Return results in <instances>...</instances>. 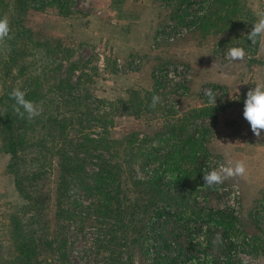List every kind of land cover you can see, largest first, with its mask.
<instances>
[{
    "label": "rangeland",
    "instance_id": "obj_1",
    "mask_svg": "<svg viewBox=\"0 0 264 264\" xmlns=\"http://www.w3.org/2000/svg\"><path fill=\"white\" fill-rule=\"evenodd\" d=\"M59 7L46 5L24 12L22 40L28 39L29 44L25 48L22 40L19 42V54L10 71L5 72L0 94L4 89L35 87L45 99L37 103L43 107L40 123L34 128L27 119L24 121L25 137L32 147L18 155L19 161L27 158L38 159L40 164L45 161L44 169L47 166L49 169L31 186L26 163L19 164L16 172L23 189H29L32 196L37 189L44 192L38 204L45 205L44 210L50 212L54 221L49 222V227L56 231V239L64 233L68 237L69 264H80L82 260L86 264H103L108 256L123 257L126 253L131 255L132 264H166V257L180 264H222L224 256H232L240 264H264V222L252 215L256 204L264 201V156L256 165L251 158L236 156L243 151L251 156L258 146H264V130L256 137L243 118L247 92L257 84H264V65L258 62L264 59V40L252 45L247 39L252 23L264 15V0H65ZM187 8L200 12L196 25L173 41L154 42L159 28L180 26L181 13ZM11 12L8 5L0 17L9 20ZM231 47L244 48L247 58L242 62L226 59L225 51ZM169 64L182 65L189 78L185 84L157 94L152 71ZM2 74L0 67V77ZM58 83L61 88L55 89ZM180 86L185 89L183 96L177 94ZM203 87L217 90L216 105L208 103L205 95L200 96ZM153 95H159L161 102L150 108ZM202 109L210 112L209 117H199ZM59 120L65 125L63 130L58 126ZM170 129L178 139L192 130L197 132L193 136L201 137L203 153L197 156V161L204 160L206 169L216 168L217 163H226L228 159L240 160L245 163V175L208 188L203 185V177L194 182L195 178L186 173L182 181L188 179L181 192L170 182L165 192L144 190L136 210L149 197L155 199L153 204H168L172 209L177 205L176 212L186 208L183 215L191 212L204 215L210 210L216 215L233 217L235 224L229 232L200 219L184 224L183 220L161 217L153 230L148 231L143 245L139 240H130L129 231L122 235V228L118 230L109 219L90 217L81 223L77 214L63 219L60 209H71L76 198L86 204V198L82 196L80 183L73 179L69 182L66 179L67 194L58 195V190L55 191L60 174L59 145L71 141L70 145L75 146L83 135L96 137L98 132L105 140H124L122 137L132 134L134 144L142 141L156 144L158 135ZM35 143L44 145L48 152L36 157ZM3 147L4 134L0 131V264H17L10 218L13 214L21 218L29 214L22 216L20 207L25 200L16 191L10 173L7 182L9 155L3 153ZM95 153L99 154L97 158H88L83 164L84 173L93 169L99 159L122 158L113 144L91 151L92 157H96ZM182 167L189 171L192 164L187 161ZM133 176L141 178L138 170H134ZM80 179H85V174ZM161 181L167 183L168 179ZM230 186L239 191L238 213L234 216L228 213L229 198L222 192ZM125 196L131 197L126 193ZM55 205L53 216L51 210L54 208L55 212ZM108 229L113 235L109 244L102 235ZM217 234L220 241L216 240ZM122 238L126 239L125 246L121 245Z\"/></svg>",
    "mask_w": 264,
    "mask_h": 264
},
{
    "label": "trees",
    "instance_id": "obj_2",
    "mask_svg": "<svg viewBox=\"0 0 264 264\" xmlns=\"http://www.w3.org/2000/svg\"><path fill=\"white\" fill-rule=\"evenodd\" d=\"M64 3L65 0H11L8 4L7 0H0V13L8 5L12 10L9 18L12 38L7 42V48L0 49V56L4 53L3 58H0V67L3 71L0 77L1 84L5 82V72L10 71L20 51L19 42H21L25 31L22 24L24 12L28 8L37 9L46 5L61 7ZM22 44L26 48L27 44H29L28 39L23 38ZM251 60L256 61L254 58ZM258 62L264 65V59ZM60 83L54 88H61ZM11 91V89H4L0 94V113H3V115H0V131L4 134L2 151L9 155V161L6 165L7 173L13 175L16 191L25 200V203L20 207L22 216L26 213L29 214L28 217L24 218L13 214L10 218V234L14 239L17 264H69L70 246L67 244L69 243L67 241L68 237L64 233L62 238L56 239V231L49 227V222L54 221L51 219L50 212L47 213L44 210L45 205L40 206L38 204L39 197L44 192L42 189H37L36 193H33V197L29 193V189H23V182L19 179L16 172V167H20L19 164L26 163L28 165L27 172L30 174L27 177V181H31L29 183V186H31L32 182L45 174L49 167L47 166L44 169V166H46L45 161L40 164V161L35 158L19 161L18 154L23 152L25 148H31L32 144L27 143L25 137V119H20L13 110L14 101L9 96ZM23 91L26 92V99L35 103H41V101L45 100L42 99L43 97L37 92L35 87L33 89H23ZM209 115L210 112L205 109L199 111V117L201 118H207ZM41 118L37 117L31 121V126L35 128L36 124L42 120ZM59 122L58 126H62L61 129L63 130L65 125H62L60 120ZM103 130L101 129V131ZM195 132V130H192L187 133L185 138L178 139L170 129L168 133L158 135L156 144H143V141L134 144L132 134L128 137H122L124 140L112 138L105 140L103 137H99L100 132H98L95 133L96 137L83 135L79 141H75V146L70 145L71 141L64 143L62 147L59 145L57 149L60 151L58 153H61V161L58 166L60 174L59 184L55 191L58 190V195L67 194L69 191L67 183L73 179L80 183L79 188L83 192L82 196L86 198L84 199L86 204H82L81 200L76 198L70 205L71 209H60L59 212L64 214L63 219L66 221L74 214H77V218L81 223L86 222L90 217L93 219L102 217V220L109 219L116 224L118 230L122 228L123 231H120L122 235L129 231L131 234L130 240H139L143 245L147 242L148 231L150 233L153 230L154 223L161 217L172 218L175 221L180 220V222L183 220L184 224L200 219L207 224L221 227L224 232H229L235 224L233 217L224 214L216 215L215 212L212 213L210 210L204 215H199L196 212L183 215L186 208L176 212L177 205L172 209L168 204L160 203L161 205H159L157 202L153 204L155 199L152 197L140 203L142 205L136 210V204L140 202L141 193L145 194L144 190L155 194L165 192L168 190L167 184L170 182L172 187L179 188L176 190L181 192L182 189L180 188L183 184H186L188 179L184 182L182 181L186 173H190L191 177L195 178L194 182L203 177V170L206 169L205 162L204 160H200L199 163L197 161V156L203 155L200 146L202 140L201 137L193 136ZM195 135L197 136V132ZM200 135L202 136V134ZM111 144L119 150L122 158L119 161H111L112 159L109 157L99 159L97 163L93 164V169L84 173L83 164L85 165L86 159L99 156L98 153H95L96 157H92L91 151L94 153L97 149H107ZM48 146L50 148L54 147L53 145ZM37 147L39 151H37ZM34 152L37 157V154L38 156L41 153L45 155L48 149L44 145L40 147L35 143ZM187 161L192 164V168L189 171L182 167V164L187 163ZM134 170L139 171L141 178L133 176ZM84 174L85 179H80V175L84 177ZM66 179H68V182H66ZM162 179H168L167 183L162 182ZM134 189H138V191H134ZM135 192H140V195L135 196ZM125 193L130 194L131 197L127 198ZM152 199L153 201H151ZM152 204L153 206H151ZM54 207L55 212L54 208L51 210L53 211V216L56 213V205ZM34 225H38L39 228H35ZM110 232L111 230L108 229L107 232L102 233L107 238L105 242L108 244L113 239V235L111 234L110 236ZM121 240V245L125 246L127 244H125L126 239L122 238ZM162 243L165 244L164 239ZM113 244L116 245L118 243L113 241ZM166 245L167 243L164 245L165 248ZM105 259L103 264H132V258L129 253L124 254L123 257L114 258L108 256ZM164 261L166 264H180L173 261V258L170 257H166ZM94 263L97 264L96 262ZM80 264H86V261L82 260ZM222 264L240 263L232 256H224Z\"/></svg>",
    "mask_w": 264,
    "mask_h": 264
},
{
    "label": "clouds",
    "instance_id": "obj_3",
    "mask_svg": "<svg viewBox=\"0 0 264 264\" xmlns=\"http://www.w3.org/2000/svg\"><path fill=\"white\" fill-rule=\"evenodd\" d=\"M10 22L8 18L0 17V49L7 48V42L12 38ZM247 39L255 45L258 40H264V15H261L252 23L250 33ZM225 58L232 62H242L247 58V53L242 47H231L225 51ZM204 95L208 98V103L216 105L217 94L211 89H204ZM14 101L13 110L20 119H27L29 122L40 117L43 113V107L37 103L26 99V92L20 88H14L9 93ZM161 102L159 95H153L150 108H155ZM6 112V110H5ZM3 115V113H0ZM243 118L250 125L252 133L256 137L261 136L264 130V84H257L254 89H250L246 94L243 107ZM246 172L245 163L237 160L228 159L226 163H221L218 167L211 170H203L204 184L208 188H215L222 185L225 180L236 177H243ZM217 234L216 240L220 241Z\"/></svg>",
    "mask_w": 264,
    "mask_h": 264
},
{
    "label": "built area",
    "instance_id": "obj_4",
    "mask_svg": "<svg viewBox=\"0 0 264 264\" xmlns=\"http://www.w3.org/2000/svg\"><path fill=\"white\" fill-rule=\"evenodd\" d=\"M199 15L200 12L194 10V8H187V10L181 13L182 20L180 26L173 27V25H165L159 28L154 36V42H158L162 39L173 41L177 36L182 35L189 29L194 27V25H196V23L198 22L197 20ZM152 77L154 79V89L158 94L161 92H165L166 90H173L180 84H185V82L189 78V75L187 73V70L182 65L169 64L153 69ZM204 89H211L214 93L218 94L217 90L212 89L211 87H203L200 91V96L204 95ZM177 90V94L179 96L185 95V89L183 87L180 86ZM219 165L220 163H217L216 167H218ZM222 192L227 193L229 198V200L227 201L228 213L232 214L233 216L236 215L238 213V203L236 200L239 194L237 187H224ZM252 215L264 222V201H260L256 204V206L252 210Z\"/></svg>",
    "mask_w": 264,
    "mask_h": 264
},
{
    "label": "crops",
    "instance_id": "obj_5",
    "mask_svg": "<svg viewBox=\"0 0 264 264\" xmlns=\"http://www.w3.org/2000/svg\"><path fill=\"white\" fill-rule=\"evenodd\" d=\"M236 156H238L240 159H246L247 158L248 160H250V158H251L252 162L255 163V165H256V164H258L257 161L260 160L262 158V156H264V146H258V148H256V151H254L251 156L245 154V151H243L242 154L236 153ZM4 168L5 167L2 168L3 173H5ZM6 174L8 176V180L7 179L6 180L9 183V176L10 175H9V173H6ZM0 193H2V189H0Z\"/></svg>",
    "mask_w": 264,
    "mask_h": 264
}]
</instances>
